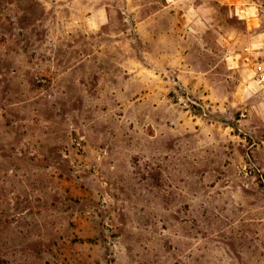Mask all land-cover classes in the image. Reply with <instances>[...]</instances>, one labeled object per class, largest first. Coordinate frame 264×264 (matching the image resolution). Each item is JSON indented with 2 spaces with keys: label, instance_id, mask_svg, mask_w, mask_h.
<instances>
[{
  "label": "rangeland",
  "instance_id": "obj_1",
  "mask_svg": "<svg viewBox=\"0 0 264 264\" xmlns=\"http://www.w3.org/2000/svg\"><path fill=\"white\" fill-rule=\"evenodd\" d=\"M0 264H264V0H0Z\"/></svg>",
  "mask_w": 264,
  "mask_h": 264
}]
</instances>
